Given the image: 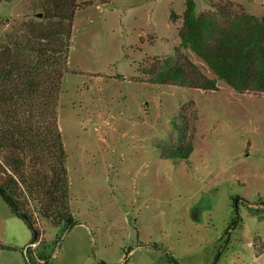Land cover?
I'll return each instance as SVG.
<instances>
[{"label":"rangeland","instance_id":"374dc122","mask_svg":"<svg viewBox=\"0 0 264 264\" xmlns=\"http://www.w3.org/2000/svg\"><path fill=\"white\" fill-rule=\"evenodd\" d=\"M185 2L76 0L57 119L78 223L65 232L39 217L45 249L27 247L29 228L0 198L11 248L0 264H26L25 248L46 264H264V91L153 82L167 63L215 77L180 44ZM194 2L221 27L264 14V0ZM39 10L0 1V38ZM181 142L187 160L161 157Z\"/></svg>","mask_w":264,"mask_h":264},{"label":"trees","instance_id":"16d2710c","mask_svg":"<svg viewBox=\"0 0 264 264\" xmlns=\"http://www.w3.org/2000/svg\"><path fill=\"white\" fill-rule=\"evenodd\" d=\"M38 6L39 19L22 21L0 38V198L29 228L27 246L39 242L45 249L39 217L53 226L64 225L65 232L78 223L69 204L66 153L57 119L77 3L38 0ZM195 7L194 0H186L180 44L199 56L215 77H206L191 62L167 63L153 82L215 89L219 78L237 92L264 91V14L243 15V26L221 27L212 18L197 17ZM160 149L162 158L176 163L187 160L193 146L181 142ZM239 219L236 215L227 231ZM0 248L11 249L2 244ZM50 259L30 248L25 254L26 264Z\"/></svg>","mask_w":264,"mask_h":264},{"label":"built area","instance_id":"2783aa9c","mask_svg":"<svg viewBox=\"0 0 264 264\" xmlns=\"http://www.w3.org/2000/svg\"><path fill=\"white\" fill-rule=\"evenodd\" d=\"M35 244H36V242L29 244V246H35ZM27 247H28V246H27ZM26 253H27V250H26V248H25V249H24V254H26Z\"/></svg>","mask_w":264,"mask_h":264},{"label":"water","instance_id":"95a60500","mask_svg":"<svg viewBox=\"0 0 264 264\" xmlns=\"http://www.w3.org/2000/svg\"><path fill=\"white\" fill-rule=\"evenodd\" d=\"M39 15H41V14H39Z\"/></svg>","mask_w":264,"mask_h":264}]
</instances>
